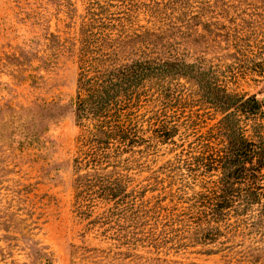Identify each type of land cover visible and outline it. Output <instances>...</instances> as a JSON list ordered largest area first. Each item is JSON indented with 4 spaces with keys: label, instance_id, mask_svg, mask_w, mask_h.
I'll return each instance as SVG.
<instances>
[{
    "label": "trees",
    "instance_id": "obj_1",
    "mask_svg": "<svg viewBox=\"0 0 264 264\" xmlns=\"http://www.w3.org/2000/svg\"><path fill=\"white\" fill-rule=\"evenodd\" d=\"M65 2L67 15L76 14L71 27L77 36L67 46L78 63L73 121L87 132L74 161L79 205L108 207L99 222L116 226V231L131 220L134 228L143 227L141 239L153 248L219 245L229 251L232 237L241 230L257 231L263 240L264 106L254 96L231 91L226 82L262 66L264 53L250 42L254 28L245 21L225 26L228 41H237L228 54L233 64L227 70L204 58L189 62L181 57L172 33L175 21L183 18L179 14L192 6L254 7L264 0H80L81 15L73 0ZM142 19L149 26H140ZM186 86L191 88L187 94ZM142 93L149 109L144 128L132 118L124 120L122 112ZM192 100L209 117L220 115L214 125L194 135L182 129L202 115L185 119L173 111L177 106L187 109ZM164 154L170 158L159 167L146 166L148 184L130 191L126 168ZM132 194L136 197L129 203ZM146 194L152 197L145 199ZM14 220L21 222L5 219L0 224L9 234L7 247H0V262L20 247L32 264L48 261V248L35 238L38 222L20 227L22 218ZM10 222L17 227L7 226Z\"/></svg>",
    "mask_w": 264,
    "mask_h": 264
},
{
    "label": "rangeland",
    "instance_id": "obj_2",
    "mask_svg": "<svg viewBox=\"0 0 264 264\" xmlns=\"http://www.w3.org/2000/svg\"><path fill=\"white\" fill-rule=\"evenodd\" d=\"M73 1L78 15L83 14L80 0ZM65 5V0H0V224L5 219L21 222L15 217L22 218L20 227L38 222L35 238L48 248L50 257L37 264H264V239L260 240L257 231H239L232 237L229 251L219 245L153 248L141 239L143 227L134 228L131 220L116 231V226L111 229L99 222L108 207L79 205L73 184L74 161L80 156V139L87 132L73 121L78 63L67 46L77 36L71 27L76 14L68 16ZM185 12L178 16L183 17L181 22L175 21L172 37L174 48L187 61L204 58L227 70V64H233L228 54L234 52L237 41H228L225 26L244 21L254 28L251 46L264 53V5L192 6ZM140 26L149 25L142 19ZM261 63L257 71L249 69L228 78V88L261 102L264 61ZM185 90L187 94L191 88L186 86ZM147 101L142 93L130 109L122 110L124 120L132 118L144 128V118L149 114ZM52 102L57 106L50 109L47 104ZM198 105L192 100L185 110L182 106L173 109L185 119L190 114L202 115L195 117L189 129H182L191 135L220 119L217 113L209 117ZM53 116L58 120L51 122ZM205 116L211 119L202 125ZM169 158L164 154L130 164L124 171L130 176L129 190L141 191L148 184L150 169L146 166L155 169ZM151 197L145 195V199ZM11 222L7 226L17 227ZM8 236L0 230L2 249L9 243ZM212 248L216 254L207 253ZM10 256L0 264H32L22 247Z\"/></svg>",
    "mask_w": 264,
    "mask_h": 264
},
{
    "label": "water",
    "instance_id": "obj_3",
    "mask_svg": "<svg viewBox=\"0 0 264 264\" xmlns=\"http://www.w3.org/2000/svg\"><path fill=\"white\" fill-rule=\"evenodd\" d=\"M261 102H262V104L264 106V97H262Z\"/></svg>",
    "mask_w": 264,
    "mask_h": 264
}]
</instances>
